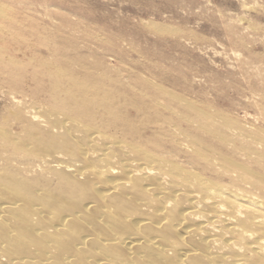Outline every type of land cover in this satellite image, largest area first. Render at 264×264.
<instances>
[{"label":"bare ground","instance_id":"1","mask_svg":"<svg viewBox=\"0 0 264 264\" xmlns=\"http://www.w3.org/2000/svg\"><path fill=\"white\" fill-rule=\"evenodd\" d=\"M23 22L0 11V45L16 58L4 80L35 87L15 145L39 153L55 182L0 176V264H264V142H199L182 128V141L160 142L163 123L190 132L193 105L109 75ZM160 95L189 118H165Z\"/></svg>","mask_w":264,"mask_h":264},{"label":"rangeland","instance_id":"2","mask_svg":"<svg viewBox=\"0 0 264 264\" xmlns=\"http://www.w3.org/2000/svg\"><path fill=\"white\" fill-rule=\"evenodd\" d=\"M1 10L26 19L24 28L38 29L56 45L88 55L90 64H103L107 74L148 79L195 107L190 132L184 122L158 121V141L177 142L173 128H182L187 136L197 132L199 142H264V0H0ZM9 50L0 45V176L52 184L40 154L26 156L15 145L24 138L16 121L27 117L25 94L35 87L19 81L25 94L11 90L4 80L14 55ZM158 100L165 118L173 111L191 115L176 100L169 109L167 97ZM40 182L35 188L42 189Z\"/></svg>","mask_w":264,"mask_h":264}]
</instances>
